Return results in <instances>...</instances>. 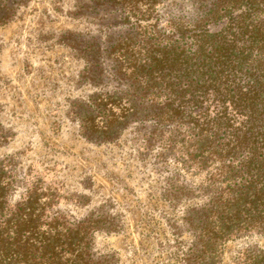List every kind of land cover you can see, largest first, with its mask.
<instances>
[{
	"label": "trees",
	"instance_id": "1",
	"mask_svg": "<svg viewBox=\"0 0 264 264\" xmlns=\"http://www.w3.org/2000/svg\"><path fill=\"white\" fill-rule=\"evenodd\" d=\"M94 5L109 16V71L125 92L89 98L76 113L83 132L113 142L135 126L142 157L175 167L165 201H203L180 220L192 238L189 264H214L227 242L264 235V0ZM182 176L200 180L191 196ZM12 184L0 163V264H109L94 249L105 220L76 219L60 195L37 187L13 199ZM243 264H264V249Z\"/></svg>",
	"mask_w": 264,
	"mask_h": 264
},
{
	"label": "rangeland",
	"instance_id": "2",
	"mask_svg": "<svg viewBox=\"0 0 264 264\" xmlns=\"http://www.w3.org/2000/svg\"><path fill=\"white\" fill-rule=\"evenodd\" d=\"M95 1L0 0L1 172L16 186L13 199L37 187L60 195L61 209L76 219L105 220L94 249L109 264H189L192 238L180 220L203 201L178 208L165 201L175 167L156 153L142 157L135 126L109 142L87 137L76 116L94 95L125 92L109 71V16ZM65 32L76 40L71 48ZM177 179L184 196L200 188L198 179ZM255 248L264 249V235L227 242L214 264H243Z\"/></svg>",
	"mask_w": 264,
	"mask_h": 264
}]
</instances>
